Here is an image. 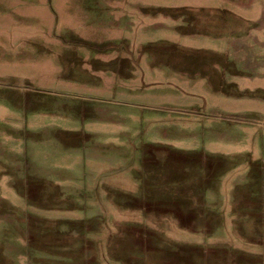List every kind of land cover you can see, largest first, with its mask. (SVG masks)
I'll use <instances>...</instances> for the list:
<instances>
[{
	"label": "rangeland",
	"instance_id": "rangeland-1",
	"mask_svg": "<svg viewBox=\"0 0 264 264\" xmlns=\"http://www.w3.org/2000/svg\"><path fill=\"white\" fill-rule=\"evenodd\" d=\"M152 141L228 156L203 190L232 214L264 160V0H0L1 263L75 264L17 222L67 211L14 183L50 180L81 202L77 182L129 178Z\"/></svg>",
	"mask_w": 264,
	"mask_h": 264
},
{
	"label": "crops",
	"instance_id": "crops-1",
	"mask_svg": "<svg viewBox=\"0 0 264 264\" xmlns=\"http://www.w3.org/2000/svg\"><path fill=\"white\" fill-rule=\"evenodd\" d=\"M153 142L142 148L140 162L130 165L129 178L77 182L81 202L50 180L39 178L34 188L25 180L14 183L34 204L67 211L18 220L27 224L29 241L44 247L65 245L71 251L63 254L75 264H103L106 256L121 264H264V160L251 161L247 184L236 191L232 214L226 216L205 204L203 189L216 186L215 175L226 171L228 156L214 154L206 162L196 150ZM208 174L214 178H206ZM107 197L115 211L105 208ZM3 257L0 264H13Z\"/></svg>",
	"mask_w": 264,
	"mask_h": 264
}]
</instances>
